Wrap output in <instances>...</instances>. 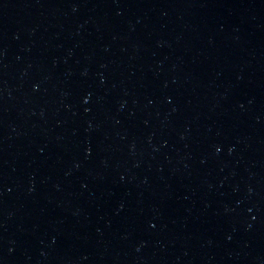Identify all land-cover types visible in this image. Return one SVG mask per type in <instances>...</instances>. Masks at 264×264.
Returning <instances> with one entry per match:
<instances>
[{
	"label": "water",
	"instance_id": "water-1",
	"mask_svg": "<svg viewBox=\"0 0 264 264\" xmlns=\"http://www.w3.org/2000/svg\"><path fill=\"white\" fill-rule=\"evenodd\" d=\"M0 264H264V0H0Z\"/></svg>",
	"mask_w": 264,
	"mask_h": 264
}]
</instances>
